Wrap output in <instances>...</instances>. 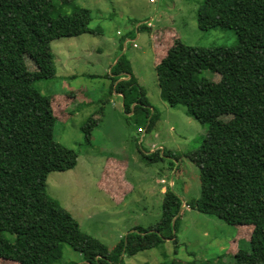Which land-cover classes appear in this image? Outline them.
Instances as JSON below:
<instances>
[{
  "label": "trees",
  "instance_id": "16d2710c",
  "mask_svg": "<svg viewBox=\"0 0 264 264\" xmlns=\"http://www.w3.org/2000/svg\"><path fill=\"white\" fill-rule=\"evenodd\" d=\"M90 21L91 10L75 0H0V260L55 264L66 244L82 255L80 264H124L125 255L162 249L166 239L176 247L181 200L172 190L163 193L156 224L134 228L110 250L82 232L45 190L47 175L73 167L77 153L53 134L52 104L70 92L43 94L34 81L55 76L50 42L95 33ZM196 24L200 30L230 29L236 43L187 45L173 29L165 46L153 41L160 96L170 106L183 104L207 125L200 146L185 153L199 165L200 187L199 197L185 205L247 228L248 237L237 240L235 252L224 253L225 261L220 256L180 263L264 264V0H202ZM203 70L211 77L201 76ZM109 77L124 110L131 105L147 120L145 92L128 61L119 57ZM95 124L91 115L81 127L87 140ZM118 189L113 198L121 196ZM162 254L156 264L177 262Z\"/></svg>",
  "mask_w": 264,
  "mask_h": 264
},
{
  "label": "rangeland",
  "instance_id": "374dc122",
  "mask_svg": "<svg viewBox=\"0 0 264 264\" xmlns=\"http://www.w3.org/2000/svg\"><path fill=\"white\" fill-rule=\"evenodd\" d=\"M200 1L75 0L91 10L90 27L95 33L52 40L48 50L55 76L34 81L43 94L70 92L64 97L70 104L66 100L52 104L56 116L53 134L57 142L76 151V163L66 170L51 171L45 190L72 215L82 232L110 250L134 228H148L159 221L165 190H172L181 200L176 247L166 239L162 249L125 255L124 264L159 263L164 259L162 251L177 260L173 264L220 256L225 261L224 253L235 252L237 240L248 237L247 228L185 205L200 192L199 165L185 153L200 146L207 125L191 117L183 104L168 105L156 80L159 53L153 41L157 47L165 46L171 40L166 34L172 29L187 45L236 43L230 29L197 27ZM119 57L128 61L129 70L144 89L150 110L147 120L133 112L131 105L126 112L121 94L111 86L110 68ZM200 75L210 78L212 73L203 70ZM91 115L96 124L87 140L81 127ZM117 187L121 196L113 198L110 193L115 194ZM81 262L78 251L61 245L55 264ZM0 264L18 263L0 260Z\"/></svg>",
  "mask_w": 264,
  "mask_h": 264
},
{
  "label": "crops",
  "instance_id": "0c3cea01",
  "mask_svg": "<svg viewBox=\"0 0 264 264\" xmlns=\"http://www.w3.org/2000/svg\"><path fill=\"white\" fill-rule=\"evenodd\" d=\"M128 77H129V76H128ZM128 77L126 76V77H122V78H128ZM117 94H119V93H117ZM67 107H68V106H67ZM67 107H66V108H67ZM102 181H103V180H102ZM123 182L126 183L125 181H123ZM103 186H104V187H107V184H104ZM162 190H164V188H162ZM110 195H111V194H110Z\"/></svg>",
  "mask_w": 264,
  "mask_h": 264
}]
</instances>
